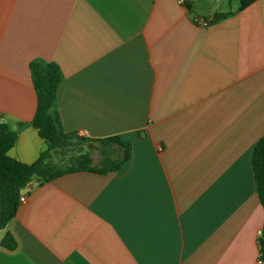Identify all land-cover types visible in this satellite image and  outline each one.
Instances as JSON below:
<instances>
[{"label": "crops", "instance_id": "crops-1", "mask_svg": "<svg viewBox=\"0 0 264 264\" xmlns=\"http://www.w3.org/2000/svg\"><path fill=\"white\" fill-rule=\"evenodd\" d=\"M36 59L63 70L65 130L119 135L132 157L34 179L0 264H264V0H0V114L28 164L48 147Z\"/></svg>", "mask_w": 264, "mask_h": 264}, {"label": "trees", "instance_id": "trees-1", "mask_svg": "<svg viewBox=\"0 0 264 264\" xmlns=\"http://www.w3.org/2000/svg\"><path fill=\"white\" fill-rule=\"evenodd\" d=\"M229 14L217 13L214 20H221ZM30 67L38 98L32 124L45 139L48 147L31 164L14 159L9 155V150L16 143L17 130L13 122L0 117V229L5 228L17 215L21 206L20 197L24 194L22 190L34 179L43 183L78 171L108 174L121 170L132 157L133 144L119 135L95 138L80 135L75 131L67 132L58 105V88L64 79L63 70L56 62L39 59L33 60ZM85 144L89 149L72 157V163L59 165L53 161L56 153L73 145ZM94 149L100 151L99 163L95 162L92 155ZM253 167L257 192L264 205V135L255 145ZM259 242L261 259L264 260V232ZM3 243L10 248L15 246L9 234Z\"/></svg>", "mask_w": 264, "mask_h": 264}, {"label": "rangeland", "instance_id": "rangeland-1", "mask_svg": "<svg viewBox=\"0 0 264 264\" xmlns=\"http://www.w3.org/2000/svg\"><path fill=\"white\" fill-rule=\"evenodd\" d=\"M88 146L85 144L83 146L81 145H73L63 151H60L58 153H56L53 157V161L56 164L59 165H63V164H68V163H72V157L78 155L79 153H81L82 151H86L88 150ZM92 155L95 159L96 163H99L100 159H101V154L100 151L97 149H94L92 151Z\"/></svg>", "mask_w": 264, "mask_h": 264}, {"label": "built area", "instance_id": "built-area-1", "mask_svg": "<svg viewBox=\"0 0 264 264\" xmlns=\"http://www.w3.org/2000/svg\"><path fill=\"white\" fill-rule=\"evenodd\" d=\"M185 2V0H181V3H184ZM199 24H201V25H207L208 24V21L206 20V19H201V20H199ZM0 117H2L1 116V114H0ZM26 201V195L25 194H23L21 197H20V202L21 203H24ZM263 232H264V230H259V237H261L262 235H263ZM261 261H263L264 262V260L263 259H261Z\"/></svg>", "mask_w": 264, "mask_h": 264}, {"label": "water", "instance_id": "water-1", "mask_svg": "<svg viewBox=\"0 0 264 264\" xmlns=\"http://www.w3.org/2000/svg\"><path fill=\"white\" fill-rule=\"evenodd\" d=\"M30 190V188L29 187H26V188H24L23 190H22V193H26V192H28Z\"/></svg>", "mask_w": 264, "mask_h": 264}]
</instances>
